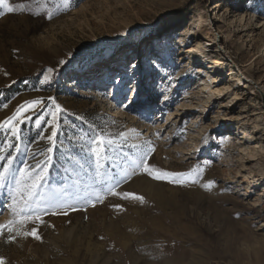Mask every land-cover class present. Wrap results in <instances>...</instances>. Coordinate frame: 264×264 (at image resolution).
<instances>
[{
  "label": "rangeland",
  "instance_id": "rangeland-1",
  "mask_svg": "<svg viewBox=\"0 0 264 264\" xmlns=\"http://www.w3.org/2000/svg\"><path fill=\"white\" fill-rule=\"evenodd\" d=\"M0 122L21 129L0 130V224L47 168L4 264H264V0H7Z\"/></svg>",
  "mask_w": 264,
  "mask_h": 264
},
{
  "label": "snow or ice",
  "instance_id": "snow-or-ice-1",
  "mask_svg": "<svg viewBox=\"0 0 264 264\" xmlns=\"http://www.w3.org/2000/svg\"><path fill=\"white\" fill-rule=\"evenodd\" d=\"M7 0H0V4H6ZM9 12L13 11V8L9 7L8 8ZM49 19L51 18V16L48 17ZM60 64H64L66 63L65 61H60ZM56 70L53 68L48 69V72L53 73ZM54 79V77H45V80H51ZM129 91H132L131 88H129ZM49 99H53V98H49ZM36 103H38V101H28L26 102V104H31V105H35ZM24 106H19L17 108V114H19L20 109L23 108ZM57 110H59L60 106L56 105ZM53 119L55 120L57 118V114L54 112L52 113ZM16 116L13 117H9L8 121H12L15 120ZM28 117H24V119L20 120L19 123L23 124L26 120H28ZM37 125H39V121H37ZM0 130L4 131L5 133H8L10 135L11 138L13 139H19L20 138V132L21 129L19 128V126H13L10 123H7L6 126V122H0ZM58 130L57 128L53 127L51 129V135L47 137V139L49 141L52 142L53 147H50L48 149L49 153H52L54 151V147L56 145V140L54 139L55 137L58 136ZM97 146L98 148H103L104 151H107V147L106 145L103 144L102 141H97ZM7 147H12V144H7ZM18 147V145H17ZM94 154H96L97 156H99V152H96L94 150ZM147 153H141L139 156L136 157L134 164L135 167L137 168H143L144 171L148 172L149 175H153V173L151 171H149V164L147 161ZM5 157L4 156H0V160H4ZM52 159L51 156H49L47 158V162H50ZM14 162V156L9 154L7 156V163L0 165V169H2V171H0V186H3L4 182L8 179L9 175L12 174L15 170L13 169L12 165ZM46 175H47V168L45 167L43 170H41L38 174H33L31 172L27 173L28 179L31 181L30 184H24L23 180H17L16 184H17V192L21 193V199L23 200V207L21 208H16L15 205L17 203L15 197H13V206H12V211H13V215L15 217H17V219L14 220H10L7 222V224H0V232H2L4 229H7V231L9 233L16 231L17 235H19V230L18 229H14L13 225L20 223L23 224L26 221H29L32 219V217L39 212H44L46 211L45 208L41 207L42 204V200L38 198V189L40 188V186L44 183L45 179H46ZM182 175H186L183 173H168V172H163L161 173H157L154 175L155 179H162L164 177L167 176H182ZM212 182H209V184H211ZM120 184V180L119 179H112V182L110 184V186L107 188V192L111 193V194H116V195H121L120 193H116L115 189L119 187ZM209 185H205V187H208ZM26 193V195L24 194ZM124 197H128V196H135V194L132 193H123L122 194ZM135 198L137 199H143V197L141 196H136ZM96 200H100L99 196L95 197ZM85 203H87L88 201L85 200ZM70 207V205H69ZM119 207V206H117ZM66 214V213H65ZM35 218L37 220L40 219L39 216H35ZM24 235H32L35 236L37 239H39L40 237L37 235L36 229L33 228L31 232H25ZM10 240L15 239L14 236H9ZM0 264H4V258L0 257Z\"/></svg>",
  "mask_w": 264,
  "mask_h": 264
},
{
  "label": "bare ground",
  "instance_id": "bare-ground-1",
  "mask_svg": "<svg viewBox=\"0 0 264 264\" xmlns=\"http://www.w3.org/2000/svg\"><path fill=\"white\" fill-rule=\"evenodd\" d=\"M210 37L211 38H213V34L212 35H210ZM189 49H188V51H193L194 50V48L193 47H188ZM188 51H186L185 53H189ZM201 66V65H200ZM200 66H199V64H198V68H200ZM214 71H216V73H218L219 71H220V69L219 68H216V69H214ZM186 73H188V70H185V73H184V75H183V77H184V79L186 78ZM130 79H132V78H130ZM129 79V80H130ZM210 79H212V83H215V82H217V78L216 77H210ZM133 80V79H132ZM119 81H121V80H119ZM132 81L130 80L128 83H131ZM133 82H138V80H133ZM164 82V79L161 81V83H163ZM127 83V82H126ZM167 87L168 86H166L165 87V89H167ZM210 88V87H209ZM212 88V87H211ZM202 91L204 90V89H201ZM172 94L173 93H171V91H168L166 94H165V99L168 101V100H170V98L172 97ZM134 95H136L135 94V92H134V94H133V96ZM134 99V98H133ZM125 118L124 117H121L120 118V120H124ZM130 121L129 120H127L125 123H129ZM123 123L124 122H121V125H123ZM226 136L228 137V138H231V132H227L226 133Z\"/></svg>",
  "mask_w": 264,
  "mask_h": 264
}]
</instances>
